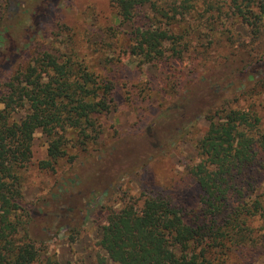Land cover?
I'll return each mask as SVG.
<instances>
[{
    "label": "rangeland",
    "instance_id": "374dc122",
    "mask_svg": "<svg viewBox=\"0 0 264 264\" xmlns=\"http://www.w3.org/2000/svg\"><path fill=\"white\" fill-rule=\"evenodd\" d=\"M16 3L0 0V33L11 37L0 46L1 69L47 48L71 60L75 69L83 65L108 78L115 90L114 101L98 119L99 143L81 152L76 165L40 168L48 158L49 138L40 129L35 132L31 162L19 174L37 246L63 264H97L98 254L107 255L99 241L108 213L129 204L140 209L146 196L157 193L183 210L186 220L196 219L201 191L191 169L199 161L196 146L210 117L230 105L257 113L264 129V28L259 39L251 40L239 22L214 38L202 25L182 57L150 62L130 52L135 26L120 24L111 0H50L44 17L29 18L20 29L12 23ZM151 9L143 8L147 15ZM170 47L167 43V55ZM184 98L190 101L185 113L163 118L170 104ZM170 128L180 133L170 138ZM253 194L264 201V178ZM251 224L261 242L232 248L226 264H264V209Z\"/></svg>",
    "mask_w": 264,
    "mask_h": 264
},
{
    "label": "trees",
    "instance_id": "16d2710c",
    "mask_svg": "<svg viewBox=\"0 0 264 264\" xmlns=\"http://www.w3.org/2000/svg\"><path fill=\"white\" fill-rule=\"evenodd\" d=\"M111 1L120 24L131 21L135 26L130 52L150 62L182 57L202 25L213 38L234 30L238 22L247 27L251 40L263 34L264 0ZM49 2L17 0L12 23L20 29L29 18L44 17ZM146 5L153 8L150 15L143 10ZM8 39L0 33V46ZM114 94L108 78L83 65L75 69L71 60L47 48L0 68V264H63L30 235L32 215L24 206L19 171L31 162L39 129L49 138L48 158L39 162L40 168L54 171L60 162L76 165L81 152L99 143L98 119ZM187 100L170 104L163 118L185 113ZM227 106L215 113L220 112L217 118L210 117L197 142L199 161L191 174L201 191L198 217L186 220L183 210L158 193L146 196L140 209L129 204L111 210L99 241L107 255L98 254L97 264H226L232 248L261 242L251 222L264 209L262 197L253 194L264 178V129L257 113ZM20 112L24 115L18 117ZM180 131L170 128L168 137Z\"/></svg>",
    "mask_w": 264,
    "mask_h": 264
}]
</instances>
